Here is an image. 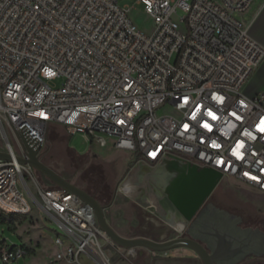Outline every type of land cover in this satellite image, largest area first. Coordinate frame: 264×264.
<instances>
[{"label":"built area","instance_id":"built-area-1","mask_svg":"<svg viewBox=\"0 0 264 264\" xmlns=\"http://www.w3.org/2000/svg\"><path fill=\"white\" fill-rule=\"evenodd\" d=\"M254 1L137 0L154 19L146 33L119 0H0V152L10 155L0 216L50 215L56 261L111 264L106 242L140 264L139 248L114 244L89 204L17 160L26 140L44 146L50 124L102 146L110 138L140 166L211 168L264 193V91H245L264 46L235 16ZM26 254L1 240L4 264Z\"/></svg>","mask_w":264,"mask_h":264},{"label":"rangeland","instance_id":"rangeland-1","mask_svg":"<svg viewBox=\"0 0 264 264\" xmlns=\"http://www.w3.org/2000/svg\"><path fill=\"white\" fill-rule=\"evenodd\" d=\"M261 1L255 0L249 10L236 12L235 16L249 26ZM119 5L130 9L129 16L140 30L153 31L154 19L145 12L144 5L137 0H119ZM183 15L184 12L179 10V16ZM50 85L61 87L62 79H56ZM171 110V106H165L160 112ZM45 138L40 155L42 162L97 197L106 206L108 223L120 235L165 241L180 237L184 232L185 218H174L161 204L163 198L172 196L165 188L170 182L160 176L163 167L140 166L133 152L118 149L112 139L109 138L105 146L87 142L81 134L70 136L62 125H48ZM41 179L44 184L55 186L45 176L41 175ZM19 186L22 188L21 184ZM210 197L228 209L237 208L244 218H249V222L264 229V196L248 185L223 178ZM177 210L182 213L179 208ZM2 217L6 224L0 227V243L5 240L9 246L23 245L28 252L10 264H70L55 260L54 240L60 230L43 210L34 207L27 213L4 214ZM103 245L111 264H128L117 248L106 242ZM197 258L200 260L198 255ZM81 261L82 264H93L86 258ZM0 264H4L1 258Z\"/></svg>","mask_w":264,"mask_h":264},{"label":"water","instance_id":"water-1","mask_svg":"<svg viewBox=\"0 0 264 264\" xmlns=\"http://www.w3.org/2000/svg\"><path fill=\"white\" fill-rule=\"evenodd\" d=\"M25 142L28 149V157L24 158L18 156L17 160L23 164L30 165L38 173L53 182L55 186L63 188L77 195L85 203L89 204L95 211L98 224L110 237L114 244L123 248H144L154 252L168 251L176 248H189L198 255L203 264H223V260L230 258H228L227 255L231 250L232 242L227 239L224 240L225 243L223 245L220 244L217 246L210 240L205 239L193 232L191 233L190 237L180 236L165 241H157L148 237H124L120 235L108 223L105 216L106 206L102 204L98 198H96L87 190L70 182L54 169L42 162V160L40 159L42 151V146L40 145V143H37L36 148H33L30 146L27 140ZM0 158L9 159L10 155L5 152H0ZM186 170L191 173L187 177V184L193 183L196 177L200 180L201 184L209 181V184L204 188L203 196L193 202L189 211L186 207L187 200L185 201V199L189 198L190 195H185L177 202L173 199L172 196L170 197L172 198L171 200L175 203V205H177L179 209L184 213V218L186 220V223H188L199 216L205 202L211 196L215 187L219 184L223 177L218 171L214 169L200 168L196 165L189 166L188 168H186ZM193 172L195 173V175H192ZM183 229H185V227ZM236 262H238V260H234L231 262L229 261L226 264H236Z\"/></svg>","mask_w":264,"mask_h":264},{"label":"flooded vegetation","instance_id":"flooded-vegetation-1","mask_svg":"<svg viewBox=\"0 0 264 264\" xmlns=\"http://www.w3.org/2000/svg\"><path fill=\"white\" fill-rule=\"evenodd\" d=\"M180 164L182 163L180 162ZM182 167H185V165L182 164ZM159 172L162 180L170 182L165 188L170 187L176 178H173V175H164L162 171ZM179 174L181 176L183 175L181 172ZM203 188V185L201 186L195 181L191 183V190L185 192V195L190 196L189 198H184L185 201L187 200L186 207L188 210ZM168 213L171 214L170 212ZM171 215L174 218H178V216ZM258 228V225H254L252 221L249 222V218H244V216L237 211V208L228 209L209 197L199 216L187 223L181 236L190 237L193 232L210 240L217 246L220 244L223 245L226 239L230 240L232 242V247L227 255L228 258H230L223 260V264L234 260H238L236 264H262V259L254 256V252L264 249V235L260 230L263 228ZM249 258L250 260H248Z\"/></svg>","mask_w":264,"mask_h":264},{"label":"crops","instance_id":"crops-1","mask_svg":"<svg viewBox=\"0 0 264 264\" xmlns=\"http://www.w3.org/2000/svg\"><path fill=\"white\" fill-rule=\"evenodd\" d=\"M249 26H250V32L253 35V37H255L264 46V0H262L259 3V5L256 7V11L249 23ZM246 85L247 86H246L245 91L248 94L254 95L260 91H264V61L253 72L252 76L250 77ZM228 178H232L236 180L238 183H241L247 186V184L243 183L237 178H234V177H228ZM249 188L257 192L258 194H261L264 196V193L258 192L256 189L250 186ZM244 201H247V200H244ZM175 216H179V215H175ZM260 230L262 234L264 235V229H260ZM254 256L261 258L263 261L262 264H264V249L254 252ZM197 259H198L197 254L189 248H176V249L162 251V252H154L151 250H146L144 248H139V255L137 258L140 264H203L200 260H197ZM248 260H250V258Z\"/></svg>","mask_w":264,"mask_h":264},{"label":"bare ground","instance_id":"bare-ground-1","mask_svg":"<svg viewBox=\"0 0 264 264\" xmlns=\"http://www.w3.org/2000/svg\"><path fill=\"white\" fill-rule=\"evenodd\" d=\"M181 167H182V164H180V162H173V163L167 164L166 167H163L164 169L162 170V174L173 175L174 176L173 178H176L170 187H166V192H168L169 194L172 193V197L176 202L182 199L183 196H185L186 191L188 192L189 190H191L190 189L191 184H187L188 183L187 177H188V174H190V172L187 171L185 167H182V168ZM180 172L183 174L182 176L179 174ZM192 175H195V173L193 172ZM194 181L200 184L201 186L203 185L204 188L209 184V181L205 182L204 184H201L200 180L197 179V177L195 178ZM204 188L201 191V193L198 196H196L195 200H198L203 196ZM171 199L172 198L170 197L169 198L165 197L162 199L161 203L172 214L179 215L178 218H182V217L184 218V213H180L177 210V208L179 207L175 205V203Z\"/></svg>","mask_w":264,"mask_h":264},{"label":"trees","instance_id":"trees-1","mask_svg":"<svg viewBox=\"0 0 264 264\" xmlns=\"http://www.w3.org/2000/svg\"><path fill=\"white\" fill-rule=\"evenodd\" d=\"M3 224H6V221H5V219L2 217V216H0V227H1V225H3ZM24 248H25V246H24ZM26 249V248H25Z\"/></svg>","mask_w":264,"mask_h":264},{"label":"snow or ice","instance_id":"snow-or-ice-1","mask_svg":"<svg viewBox=\"0 0 264 264\" xmlns=\"http://www.w3.org/2000/svg\"><path fill=\"white\" fill-rule=\"evenodd\" d=\"M261 131H264V128H262ZM245 175H247V173H245ZM254 179H255V178H254Z\"/></svg>","mask_w":264,"mask_h":264}]
</instances>
